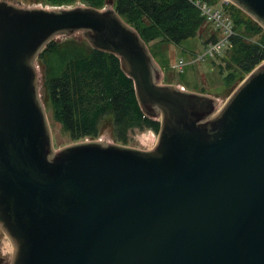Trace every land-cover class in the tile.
Segmentation results:
<instances>
[{"label": "water", "instance_id": "1", "mask_svg": "<svg viewBox=\"0 0 264 264\" xmlns=\"http://www.w3.org/2000/svg\"><path fill=\"white\" fill-rule=\"evenodd\" d=\"M229 1L264 28V0ZM77 33L119 58L143 112L160 120L152 150L54 147L36 61L54 38ZM162 78L112 6L0 0V228L15 247L10 264H264V62L221 99Z\"/></svg>", "mask_w": 264, "mask_h": 264}, {"label": "trees", "instance_id": "2", "mask_svg": "<svg viewBox=\"0 0 264 264\" xmlns=\"http://www.w3.org/2000/svg\"><path fill=\"white\" fill-rule=\"evenodd\" d=\"M45 1L53 7L69 6L78 1L97 9L112 6L148 45L156 41L158 44L180 45L197 37L207 24V17L194 4L196 0ZM202 1L209 5L219 2ZM223 7L234 25L232 47L224 57L227 74L223 78V86L231 94L264 62V28L239 7L233 4H224ZM218 38L214 35L206 43ZM87 43L52 40L39 57L44 59L46 67L44 89L55 122L75 142L98 138L105 118H111L116 141L123 145H128L129 134L135 129L149 128L158 133L160 122L148 118L143 112L134 81L123 71L119 58L95 50ZM190 65L183 72H177L182 85ZM169 66L176 72L172 64ZM163 69L170 70L167 64Z\"/></svg>", "mask_w": 264, "mask_h": 264}, {"label": "rangeland", "instance_id": "3", "mask_svg": "<svg viewBox=\"0 0 264 264\" xmlns=\"http://www.w3.org/2000/svg\"><path fill=\"white\" fill-rule=\"evenodd\" d=\"M10 3L22 6V7H47L51 6L45 0H6ZM81 2H74L73 4L65 7H77L80 6ZM223 0H219L216 4L217 7H222ZM53 7V6H52ZM110 6H107L109 8ZM215 32L214 27L211 24H206L200 31L199 35L195 38H192L180 45L174 44H158V41L152 42L149 47L155 52L154 56L155 61L163 68L167 64L165 70L161 67L163 78L162 83L164 85H177L184 86L187 91L194 93H201L214 96L216 98H224L229 96V92L225 90L223 86V78L227 74V66L224 62V57H219L215 60L199 61L193 63L186 69V76L184 77L183 84L180 83L179 75L177 72L172 71L171 65L177 64L180 60L191 62L194 60V56L203 51V48L206 44V40L211 38ZM57 43H64L67 41H77L80 43H87L82 33H77L73 36L69 35H60L53 39ZM89 44V43H87ZM90 45V44H89ZM40 57V56H39ZM37 70H38V86L40 97L43 101L45 110L47 112L48 121L50 124L52 138L54 142V147L56 149L63 148L65 146L75 143L68 134H66L60 124L55 122L53 118L52 108L50 103L47 101L46 93L44 89V82L46 78V67L44 66V59H37L36 61ZM169 70V71H168ZM224 71L223 73L221 72ZM241 74V73H240ZM247 75L245 79L248 77ZM183 80V79H182ZM242 82V81H241ZM241 82L238 84L240 85ZM237 85V86H238ZM236 86V88H237ZM204 92V93H203ZM233 92V91H232ZM231 92V93H232ZM159 134L153 131L152 129H135L129 134L128 147L137 148L142 150H152L158 143ZM92 140V139H84ZM82 140V141H84ZM95 140L105 141L109 143H116L123 145L116 141L114 134V124L111 118H105L100 125V133L98 138ZM15 252V247L6 235V233L0 228V259H3V263L0 264H10L12 262Z\"/></svg>", "mask_w": 264, "mask_h": 264}, {"label": "built area", "instance_id": "4", "mask_svg": "<svg viewBox=\"0 0 264 264\" xmlns=\"http://www.w3.org/2000/svg\"><path fill=\"white\" fill-rule=\"evenodd\" d=\"M194 4L207 17V20L214 25L215 29L221 32V38L208 42L203 52L197 56L196 61H206L207 59H215L218 56H222L232 47L231 38L234 35L232 22L226 17L221 8L211 6L201 0L195 1ZM185 66L186 63L181 60L174 68L182 72Z\"/></svg>", "mask_w": 264, "mask_h": 264}, {"label": "flooded vegetation", "instance_id": "5", "mask_svg": "<svg viewBox=\"0 0 264 264\" xmlns=\"http://www.w3.org/2000/svg\"><path fill=\"white\" fill-rule=\"evenodd\" d=\"M155 121H157V120H155ZM158 122H160V120H158ZM160 124H161V122H160ZM161 128V127H160ZM159 132H160V130H159ZM158 132V133H159ZM0 263H3V259H0Z\"/></svg>", "mask_w": 264, "mask_h": 264}]
</instances>
